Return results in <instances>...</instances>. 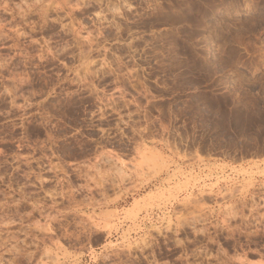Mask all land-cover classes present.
Instances as JSON below:
<instances>
[{
  "label": "rangeland",
  "instance_id": "374dc122",
  "mask_svg": "<svg viewBox=\"0 0 264 264\" xmlns=\"http://www.w3.org/2000/svg\"><path fill=\"white\" fill-rule=\"evenodd\" d=\"M0 264H264V0H0Z\"/></svg>",
  "mask_w": 264,
  "mask_h": 264
}]
</instances>
